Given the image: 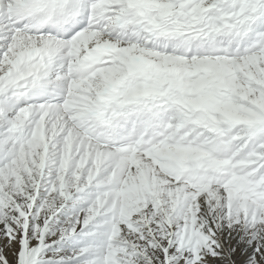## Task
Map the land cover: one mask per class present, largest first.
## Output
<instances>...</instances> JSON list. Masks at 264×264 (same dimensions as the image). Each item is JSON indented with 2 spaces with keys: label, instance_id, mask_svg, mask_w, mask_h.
<instances>
[{
  "label": "snow or ice",
  "instance_id": "obj_1",
  "mask_svg": "<svg viewBox=\"0 0 264 264\" xmlns=\"http://www.w3.org/2000/svg\"><path fill=\"white\" fill-rule=\"evenodd\" d=\"M0 264H264V0H0Z\"/></svg>",
  "mask_w": 264,
  "mask_h": 264
}]
</instances>
